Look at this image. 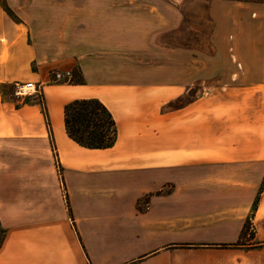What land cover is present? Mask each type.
<instances>
[{
	"label": "crops",
	"instance_id": "0c3cea01",
	"mask_svg": "<svg viewBox=\"0 0 264 264\" xmlns=\"http://www.w3.org/2000/svg\"><path fill=\"white\" fill-rule=\"evenodd\" d=\"M8 1L0 264H264V3ZM26 81L38 101L1 92ZM90 98L110 147L67 132Z\"/></svg>",
	"mask_w": 264,
	"mask_h": 264
},
{
	"label": "trees",
	"instance_id": "16d2710c",
	"mask_svg": "<svg viewBox=\"0 0 264 264\" xmlns=\"http://www.w3.org/2000/svg\"><path fill=\"white\" fill-rule=\"evenodd\" d=\"M65 126L73 139L89 148H107L117 140L115 119L107 106L96 98L76 99L67 104Z\"/></svg>",
	"mask_w": 264,
	"mask_h": 264
},
{
	"label": "rangeland",
	"instance_id": "374dc122",
	"mask_svg": "<svg viewBox=\"0 0 264 264\" xmlns=\"http://www.w3.org/2000/svg\"><path fill=\"white\" fill-rule=\"evenodd\" d=\"M187 2L189 0H179V2ZM248 1H259V2H263L264 3V0H248ZM1 6L3 7V9H5V11L8 13L9 17L11 19H14L15 21H21L23 20V17L26 19L27 16L24 15L23 17L22 16H19L17 15V13L11 8L10 4H9V1L8 0H1ZM186 4V3H185ZM204 5V4H203ZM196 6H199L198 4H196ZM198 38V37H197ZM73 79L71 81H74V82H79L80 81V74L79 72H76V74H73ZM13 86L14 84H10V85H3L1 87V92L5 95V97L8 99V100H11V101H15L17 103H23V102H35V101H38V98L35 96H31V97H17L13 94ZM2 236V229L0 228V238Z\"/></svg>",
	"mask_w": 264,
	"mask_h": 264
},
{
	"label": "built area",
	"instance_id": "2783aa9c",
	"mask_svg": "<svg viewBox=\"0 0 264 264\" xmlns=\"http://www.w3.org/2000/svg\"><path fill=\"white\" fill-rule=\"evenodd\" d=\"M73 73L71 70H56L53 72V80L55 81H71ZM39 86L34 81L17 82L13 86V94L17 97H31L38 95Z\"/></svg>",
	"mask_w": 264,
	"mask_h": 264
}]
</instances>
